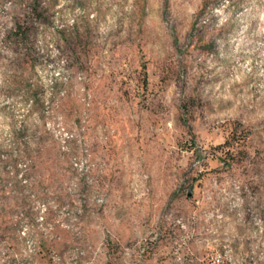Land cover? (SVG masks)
Masks as SVG:
<instances>
[{"label": "rangeland", "instance_id": "obj_1", "mask_svg": "<svg viewBox=\"0 0 264 264\" xmlns=\"http://www.w3.org/2000/svg\"><path fill=\"white\" fill-rule=\"evenodd\" d=\"M0 264H264V0H0Z\"/></svg>", "mask_w": 264, "mask_h": 264}]
</instances>
